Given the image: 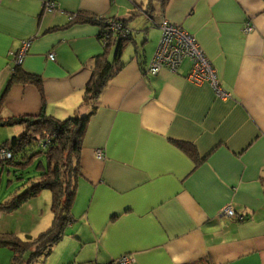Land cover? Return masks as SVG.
<instances>
[{"label":"crops","instance_id":"0c3cea01","mask_svg":"<svg viewBox=\"0 0 264 264\" xmlns=\"http://www.w3.org/2000/svg\"><path fill=\"white\" fill-rule=\"evenodd\" d=\"M81 12L126 22L131 35L87 125L73 222L45 263L264 264V0H0V145L25 131L9 119L93 112L83 99L104 48L101 27L70 26ZM164 19L198 40L228 99L190 83L189 60L149 75ZM27 41L19 71L41 79L43 95L31 80L11 83ZM179 142L204 159L198 167ZM13 195L0 189V204ZM40 195L0 209V233L37 237ZM12 260L0 245V264Z\"/></svg>","mask_w":264,"mask_h":264},{"label":"trees","instance_id":"16d2710c","mask_svg":"<svg viewBox=\"0 0 264 264\" xmlns=\"http://www.w3.org/2000/svg\"><path fill=\"white\" fill-rule=\"evenodd\" d=\"M152 1L148 3L151 12ZM143 9L142 7L140 8ZM122 25L119 35L112 33L111 20L99 18L88 13H78L71 16V25H96L101 27L99 41L102 43L104 53L96 58L93 75L85 88L82 107H91L92 113L87 116H73L65 120L46 116L44 112L37 117L12 118L3 123L14 126L23 125L25 131L10 141L0 145L12 154V159L0 163V166L14 167V173L19 180H23L24 173L29 167L34 166L38 175L29 179L30 185L24 184L25 190L16 192L10 200L0 204V209L15 211L36 198L42 191L52 193V213L54 216L51 227L38 237L21 239L15 234H1L0 245L9 247L13 251L11 264H46L54 246L59 243L67 227L73 222L72 207L76 195L77 180L81 172V152L84 136L90 116L96 110L97 102L114 75V69L121 60L125 45L130 41L131 32L126 22L112 20ZM124 29H127L128 38H125ZM109 53H113L112 59ZM28 79L37 86L43 95L42 80L28 74L21 73L19 67L11 80L25 81ZM6 94V93H5ZM49 137L47 140H42ZM44 145H46L44 150ZM178 146L189 154L198 167L204 159L199 157L194 146L179 142ZM38 163V165H37ZM37 165V167H36ZM22 167V168H21ZM20 169V170H19ZM18 172V173H17ZM27 186V187H26ZM111 264H116L111 263Z\"/></svg>","mask_w":264,"mask_h":264},{"label":"built area","instance_id":"2783aa9c","mask_svg":"<svg viewBox=\"0 0 264 264\" xmlns=\"http://www.w3.org/2000/svg\"><path fill=\"white\" fill-rule=\"evenodd\" d=\"M45 10L49 13H54L57 10V5L50 1L45 5ZM111 31L118 32L122 29V25L111 21ZM162 30V38L159 47L154 55L152 63L149 67V75L157 76L163 70L178 71L185 60L191 62V68L187 76V80L197 86L209 84L217 96L221 99H228L230 96L222 87L218 77V73L205 56V53L199 44L198 40L189 32L177 26L167 19L162 20L160 24ZM252 28L247 25L246 32H250ZM32 42H24L19 51L14 55L15 67L22 66L27 57ZM49 60L55 61L54 53L49 54ZM46 145H44V148ZM11 158V153L6 150H0V157ZM99 160L104 159V154L101 151L97 152ZM223 215L230 218H237L239 221H244L243 216H237L231 207H226L223 210ZM116 264H133V260L129 256L121 257Z\"/></svg>","mask_w":264,"mask_h":264},{"label":"rangeland","instance_id":"374dc122","mask_svg":"<svg viewBox=\"0 0 264 264\" xmlns=\"http://www.w3.org/2000/svg\"><path fill=\"white\" fill-rule=\"evenodd\" d=\"M21 67V66H18ZM8 130V129H7ZM23 132V131H22ZM22 132L20 134H22ZM20 134H16V136H19ZM15 137V136H14ZM49 137H45L42 140H47V144L50 143L49 142ZM4 150V149H2ZM44 150H46L44 148ZM97 155V154H96ZM12 154H11V158L8 159V157H0V163H5L9 160H11ZM38 165V163H37ZM36 165V167H37ZM8 166V165H6ZM22 168V167H21ZM16 168H9L10 171L7 170H2L0 168V189L2 192L5 193H13L15 194L16 192L21 193L22 191L25 190V186H23L24 184L29 183V179L38 175V172H36V168L34 166L29 167L27 170L25 171H20L17 175H20V173H24L23 176V180H19L17 179L14 170ZM17 170V169H16ZM20 170V169H19ZM30 183L27 185L29 186ZM26 186V187H27ZM38 202H41V232L38 233L37 237L42 234L43 232H45L46 230H48L53 222L54 216L52 213V194L51 191L49 190H44L41 192L40 197L37 198ZM48 219V220H47ZM49 221V224H47V222Z\"/></svg>","mask_w":264,"mask_h":264}]
</instances>
